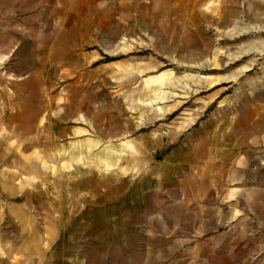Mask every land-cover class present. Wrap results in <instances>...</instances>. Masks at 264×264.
<instances>
[{
	"label": "rangeland",
	"instance_id": "1",
	"mask_svg": "<svg viewBox=\"0 0 264 264\" xmlns=\"http://www.w3.org/2000/svg\"><path fill=\"white\" fill-rule=\"evenodd\" d=\"M0 264H264V0H0Z\"/></svg>",
	"mask_w": 264,
	"mask_h": 264
},
{
	"label": "crops",
	"instance_id": "2",
	"mask_svg": "<svg viewBox=\"0 0 264 264\" xmlns=\"http://www.w3.org/2000/svg\"><path fill=\"white\" fill-rule=\"evenodd\" d=\"M0 222H1V219H0Z\"/></svg>",
	"mask_w": 264,
	"mask_h": 264
}]
</instances>
